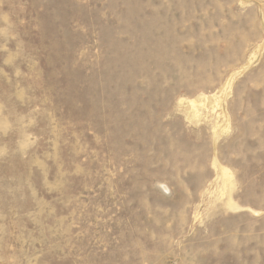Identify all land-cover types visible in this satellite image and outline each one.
<instances>
[{
    "label": "rangeland",
    "instance_id": "obj_1",
    "mask_svg": "<svg viewBox=\"0 0 264 264\" xmlns=\"http://www.w3.org/2000/svg\"><path fill=\"white\" fill-rule=\"evenodd\" d=\"M0 264H264V0H0Z\"/></svg>",
    "mask_w": 264,
    "mask_h": 264
},
{
    "label": "bare ground",
    "instance_id": "obj_2",
    "mask_svg": "<svg viewBox=\"0 0 264 264\" xmlns=\"http://www.w3.org/2000/svg\"><path fill=\"white\" fill-rule=\"evenodd\" d=\"M232 81V80H231ZM198 100V99H197ZM200 100V99H199ZM183 101V100H182ZM189 103H191V105H192V108H194V110L195 109H197V106H198V103H197V101L196 100H191ZM227 171L226 170H224V173H226ZM227 174H228V172H227Z\"/></svg>",
    "mask_w": 264,
    "mask_h": 264
}]
</instances>
